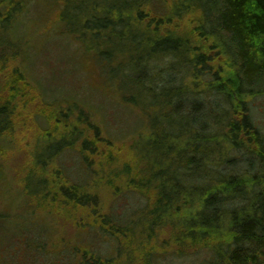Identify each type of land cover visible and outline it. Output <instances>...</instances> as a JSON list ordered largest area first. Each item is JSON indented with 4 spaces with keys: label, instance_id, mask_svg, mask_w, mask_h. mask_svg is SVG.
I'll return each instance as SVG.
<instances>
[{
    "label": "trees",
    "instance_id": "trees-1",
    "mask_svg": "<svg viewBox=\"0 0 264 264\" xmlns=\"http://www.w3.org/2000/svg\"><path fill=\"white\" fill-rule=\"evenodd\" d=\"M41 1L50 8L57 6V0H0V15L9 22ZM63 1V13L73 7L83 19L71 35L82 44L88 36L97 40L103 35L96 59L112 69L125 68L131 57L130 71L143 76L127 80L133 86L144 82L148 93L164 92L167 109L179 114L177 120L169 117L166 126L149 114L144 133L148 152L134 151L146 163L145 170L137 177L128 167L123 172L129 177L127 193L147 200L141 212L153 230L144 235L153 242L165 227H172L176 239L172 247L192 255L205 253L198 264H264V130L257 112V104L264 103V0ZM106 31L117 40L104 35ZM161 62L168 63L167 71L160 70ZM15 73L18 86L24 79ZM14 83L10 98L0 106V119L14 113L21 96ZM80 119L89 123L96 137L100 135L88 114L82 112ZM96 140L89 143V151H96ZM154 145L160 147L157 155H152ZM176 164L189 178L186 183L179 176L181 170L174 169ZM71 184L72 191L62 189L66 203L96 206L97 197L82 185ZM88 210L94 219L82 229L99 230L114 240L117 255L96 252L90 243L89 248L74 246V255L60 239L55 246L60 253L69 252L74 264H123V248L133 246L127 245L131 225L113 214L100 215L95 207ZM24 232L32 264L37 253H48L46 239L41 229L36 234L32 229ZM167 245L158 242L138 264H162L171 253Z\"/></svg>",
    "mask_w": 264,
    "mask_h": 264
},
{
    "label": "rangeland",
    "instance_id": "rangeland-1",
    "mask_svg": "<svg viewBox=\"0 0 264 264\" xmlns=\"http://www.w3.org/2000/svg\"><path fill=\"white\" fill-rule=\"evenodd\" d=\"M63 2L57 0V6L51 8L45 6L46 1L33 3L29 12L25 9L9 22L0 15V106L10 98V86L19 76L16 70L31 85L23 88L24 82L14 83L21 96L14 103V113L0 119V175L4 174L0 179V264H29L30 251L24 244L28 229L34 233L41 229L48 252L37 253L32 264H74L69 252L60 253L55 246L58 239L71 248L72 255L74 246L89 248L88 243L96 252L115 255L118 248L114 240L99 230L82 229L86 221L94 219L89 218L88 210L94 207L100 215L113 214L131 225L127 245L133 246H121L123 264H138L148 258L158 242L169 244L171 252L162 258V264H198L205 253L192 255L172 247L176 242L172 227H165L153 242L144 235V231L153 230L141 212L147 200L127 193L128 172L123 174L127 167L135 177L145 170L146 163L139 161L134 151L148 152V135L144 133L149 114L160 117L165 126L169 117L177 120L179 114L167 109L169 98L162 95L164 92L148 93L144 82L133 86L127 80L143 76L130 71L131 57L125 68L115 65L112 69L96 59L103 35L97 40L88 36L83 44L71 35L83 19L77 18L80 14L77 16L73 7L63 13ZM104 35L118 38L109 31ZM168 66L161 62L160 70L165 72ZM257 107L264 130V103ZM57 111L61 123L57 122ZM82 112L99 128V136L80 119ZM95 139L96 151H89V143ZM154 147L152 155H157L160 147ZM83 148L88 150L83 153ZM179 172L181 180L189 179ZM71 182L97 197L96 206L66 203L62 189L72 191Z\"/></svg>",
    "mask_w": 264,
    "mask_h": 264
}]
</instances>
